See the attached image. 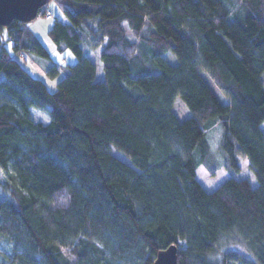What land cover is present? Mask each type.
Segmentation results:
<instances>
[{
  "label": "trees",
  "instance_id": "1",
  "mask_svg": "<svg viewBox=\"0 0 264 264\" xmlns=\"http://www.w3.org/2000/svg\"><path fill=\"white\" fill-rule=\"evenodd\" d=\"M53 2L66 20L47 34L72 63L0 26V264H152L171 244L177 264H264V0ZM217 123L231 171L208 191Z\"/></svg>",
  "mask_w": 264,
  "mask_h": 264
},
{
  "label": "rangeland",
  "instance_id": "2",
  "mask_svg": "<svg viewBox=\"0 0 264 264\" xmlns=\"http://www.w3.org/2000/svg\"><path fill=\"white\" fill-rule=\"evenodd\" d=\"M45 8H47L46 14H49V16L51 17L50 20L46 21L47 19H45L44 15H38L36 18H34L33 20L27 23L30 24L32 21L39 19V21H37V23H35L33 27L34 35L45 46L47 51L50 53V56L54 60H56V63L58 65H64L65 63L74 62L75 57L72 55L70 51L66 50L62 54H59L55 50L54 45L47 34V30L52 24L53 16L56 14L58 15V17L62 19L64 18L63 13L56 6L53 0L48 1L45 4ZM1 37L2 39L5 38V31L1 33ZM98 50L99 49H97V51H87V52L85 51V52L90 56V58L92 59V61L94 62L96 66V76H95L96 80H102L104 75H103L102 63L98 57ZM166 57L171 63L175 62V58L173 57L172 54L168 53L166 54ZM25 66L30 70L32 74L42 77V79L46 82V85L49 89H54L56 78L50 79L47 77L46 74H43V69H42L41 64L29 58L25 62ZM215 91L217 95H219L220 97L222 96V93L220 92L218 88H216ZM173 110L175 111V113L180 119H184L185 117L189 115V111L187 107L185 106L184 102L179 96H177L174 100ZM38 115H43V113H38ZM223 136H224V128L219 123L214 124L213 126L207 129V139H208V149L209 150L207 149L208 154L204 157V162L200 164V166L197 169V177L200 180H202L204 183L209 182L211 187L218 183H221L223 180L228 178L230 175L229 171H231V169H226L224 167L226 160H228V152L222 146ZM111 150L115 155L119 156L121 159L128 161V158L125 155L118 152L113 147L111 148ZM237 157H238L237 165L239 167L238 169L239 171L236 176L237 177H248L250 181L254 184L256 182V179L254 178L253 171L250 165L248 164L247 159L242 157L240 154H237ZM210 168L214 171L212 172L208 171V169ZM228 248H233V249L238 248L240 252H244L242 247H240L239 245L236 246V245L229 244Z\"/></svg>",
  "mask_w": 264,
  "mask_h": 264
},
{
  "label": "water",
  "instance_id": "3",
  "mask_svg": "<svg viewBox=\"0 0 264 264\" xmlns=\"http://www.w3.org/2000/svg\"><path fill=\"white\" fill-rule=\"evenodd\" d=\"M46 3L47 0H0V26H6L12 20L31 21ZM152 264H177L176 246L171 244L159 250Z\"/></svg>",
  "mask_w": 264,
  "mask_h": 264
},
{
  "label": "crops",
  "instance_id": "4",
  "mask_svg": "<svg viewBox=\"0 0 264 264\" xmlns=\"http://www.w3.org/2000/svg\"><path fill=\"white\" fill-rule=\"evenodd\" d=\"M44 11H45V14H44V17H45V19H47L46 21H48V20H50L51 19V17L49 16V14H46V11H47V8H45V9H43ZM40 15V14H39ZM54 16H56L57 18H59V19H61L60 17H58V15H54ZM62 21H65V17L64 18H62L61 19ZM37 21H39V19L37 20H34V21H32L30 24L29 23H27V25H26V27H28V30H30L33 34H34V31H33V27H34V25H35V23H37ZM44 23V22H43ZM47 24H48V22H47ZM248 161V160H247ZM248 164H249V162H248ZM199 181L201 182V184L203 185V187L206 189V190H208V191H210V190H212V189H214L215 188V186H217L218 184H216V185H214V186H210V184H209V182L208 183H204L202 180H200L199 179Z\"/></svg>",
  "mask_w": 264,
  "mask_h": 264
},
{
  "label": "clouds",
  "instance_id": "5",
  "mask_svg": "<svg viewBox=\"0 0 264 264\" xmlns=\"http://www.w3.org/2000/svg\"><path fill=\"white\" fill-rule=\"evenodd\" d=\"M39 15V14H38Z\"/></svg>",
  "mask_w": 264,
  "mask_h": 264
}]
</instances>
